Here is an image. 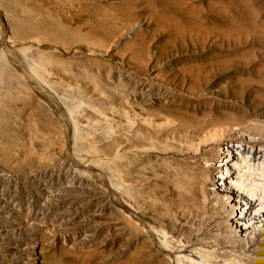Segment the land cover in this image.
I'll use <instances>...</instances> for the list:
<instances>
[{
    "label": "rangeland",
    "instance_id": "rangeland-1",
    "mask_svg": "<svg viewBox=\"0 0 264 264\" xmlns=\"http://www.w3.org/2000/svg\"><path fill=\"white\" fill-rule=\"evenodd\" d=\"M223 2L222 35L192 40L160 25L150 0H0V227H16L2 216L10 197L29 204L73 171L89 179L97 172L129 211L166 235L157 238L161 251H151L136 219L114 210L97 215L78 187L35 218L59 223L54 235L16 230L6 242L30 249L34 236L46 264H54L49 256L61 264H264V245L236 241L208 189L204 162L218 155L216 146L197 150L205 137L219 132L220 141L236 128L264 146V0ZM197 63L210 65L208 73L173 79L179 67ZM240 79L255 91L232 95ZM238 170L264 200L262 161ZM29 209L16 221L29 222ZM141 246L145 255L137 257Z\"/></svg>",
    "mask_w": 264,
    "mask_h": 264
},
{
    "label": "bare ground",
    "instance_id": "bare-ground-1",
    "mask_svg": "<svg viewBox=\"0 0 264 264\" xmlns=\"http://www.w3.org/2000/svg\"><path fill=\"white\" fill-rule=\"evenodd\" d=\"M148 9L151 11V13H153L160 25L165 26L167 29L174 32V34L188 33V35L194 36V38L191 37L192 40L195 38L198 39L201 35L203 36L204 34H207V36H210L211 34L219 36L222 35L224 31L223 26L225 21V12L223 0H210L206 4L198 2L197 0H150V3L148 4ZM159 9L164 11L165 14H161L162 11ZM42 47L47 48L49 47V45H43ZM8 50L9 55L13 57L14 61L23 67L25 60L20 57L19 54H17L12 48H9ZM243 54L244 53H242V55ZM209 67L211 66L207 63L185 64L178 68V73L175 74L173 79L185 80L188 77L190 79H195L196 77L201 76L205 69L206 73H208L207 69ZM236 85L237 86L232 89V95H238L243 92H248L249 95V93L251 94L253 91H255L247 84V82L243 81L242 79L237 81ZM262 90L261 91L264 92V89ZM41 91L47 97H51V95L48 94L46 90L42 87ZM235 132L236 134L233 137L226 139L223 138L220 141H218V137H221L222 134L219 135V132V136L216 135L211 137H205L202 143L198 145L197 150L201 148L200 146L202 144L203 147L206 146L208 148L216 146L218 150L217 156L210 159H206L204 163L208 166L211 178V183L208 189L211 191L214 197H216L223 203L222 206L223 212L225 213V223L226 226L229 228L227 232H230V235L235 237L236 241H241L242 239L250 238L254 239L253 241L262 246L264 245V200L260 196L261 194H258L259 191H256V193L254 190L245 186V181L239 173L238 165L242 162H252L253 160H260V162L262 161L264 165V146L262 144L263 142L261 143L257 136L248 134L244 130H240V128H236ZM190 143H192V141ZM194 145H196V143H194L193 146ZM67 160L68 158H66V161ZM68 179L65 181L66 183L61 187L57 188V190H47L46 188H43L40 190V192L36 191V193L28 201L29 204H25V199L24 204L20 206H18L14 202V199L12 197H10L9 200H6L5 205L8 207V213L7 215H5V213H2V216L4 220L6 218H11L12 222L15 221L14 225L16 227L15 229L12 228L13 231L11 229L5 228L3 225L0 227V264H46L45 261L42 260V257H40L41 248L39 239L35 238L34 236H30L29 239H31V248L29 247L30 249H27L26 245H16L6 242L5 238L10 236V234L15 232L16 230L17 232L18 230H25L28 233H38L42 230H51L50 232H52V234H55L60 227L59 223H47L46 219L36 221L35 218L42 214L41 211L49 208L52 203H54L53 200L55 199V197H62L65 194L71 193V191L75 190L78 187L81 189H86L85 192H87L88 196H90L91 204L93 208L96 209L97 215H102V212L106 210H114L118 214L124 213L129 216H132L140 223L141 226L145 228V230H147V239L150 241V245L148 248H150L151 251H161L160 243L157 238L158 235L160 237H166V235L159 234L158 231H156L153 226L151 227L145 221V219H143L142 216L141 218L140 216L136 215L135 211H129L130 206L127 202L128 200H124L121 196H119V194H117V192L113 191L110 188L111 186H108V178L96 172L93 176V179H89L82 177L76 171H73L71 174H69ZM25 205H28V207L30 208L28 211L31 216V220L25 223L21 220L16 221V218L18 217V212ZM56 240V238H53L50 243L54 244L56 243ZM215 243L216 247L218 248H220L221 246H225V244L223 245V243L221 244V242L219 241H215ZM177 251H187V247L183 246L178 249H170V251L164 249L163 254L166 256L173 255ZM28 252H32L31 257ZM193 254L196 253H192L191 255ZM142 255H145V252H143V246H141L140 252H137L135 256L140 257ZM48 258L49 260L54 262V264H61L60 260L55 257L49 256ZM197 258L199 259L198 256ZM259 262L258 264H262V262Z\"/></svg>",
    "mask_w": 264,
    "mask_h": 264
}]
</instances>
